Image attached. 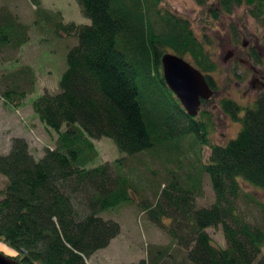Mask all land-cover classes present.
I'll list each match as a JSON object with an SVG mask.
<instances>
[{
	"label": "trees",
	"instance_id": "16d2710c",
	"mask_svg": "<svg viewBox=\"0 0 264 264\" xmlns=\"http://www.w3.org/2000/svg\"><path fill=\"white\" fill-rule=\"evenodd\" d=\"M31 1L39 6V0ZM76 1L91 23H59L57 32L75 36L77 45L67 53L58 92H44L32 103L39 121L57 134L55 147L36 159L25 139L13 138L9 153L0 155V175L7 180L0 191V244L16 256L4 255L18 264H88L119 235L120 225L98 214L132 202L133 184L120 165L112 170L108 163L95 164L93 140L107 138L129 157L161 152L175 164L191 153L193 160L187 161L199 162L197 174L185 182L176 177L182 168L176 167L154 207L140 205L158 226L167 228L164 220H171L169 235L186 249L192 264H264V227L252 225L239 206L242 184L264 193V91L250 108L230 99L220 102L240 130L225 145L209 146L205 159L208 126L198 117L205 113L189 116L163 75L164 55L188 56L214 89L216 63L189 22L162 13L161 0ZM239 7L264 27V0H217V9L210 11L217 18ZM26 30L4 15L0 45L22 46L28 41ZM24 97L16 89L4 93L11 105ZM189 137L192 143L185 150L182 142ZM204 175L216 201L197 209ZM251 199L264 215V202ZM220 227L225 248L207 232Z\"/></svg>",
	"mask_w": 264,
	"mask_h": 264
},
{
	"label": "rangeland",
	"instance_id": "374dc122",
	"mask_svg": "<svg viewBox=\"0 0 264 264\" xmlns=\"http://www.w3.org/2000/svg\"><path fill=\"white\" fill-rule=\"evenodd\" d=\"M39 1V6H35L31 0H0V19L4 15L11 16L15 24L27 28L28 36V41L19 47L13 43L0 45V155L9 153L13 138L25 139L36 159L42 157L46 149L55 147L57 134L39 121L32 111V103L44 92H58L67 53L77 45L75 36L57 32L59 23L78 26L91 23L76 0ZM158 8L162 13L187 20L194 36L217 66L211 73L214 94L199 109L200 114L205 113L204 117L198 115L208 126V144L203 151L206 159L210 154L209 146L225 145L240 130V123L225 116L220 102L230 99L250 108L264 91V27L249 16L245 7L235 8L231 16L214 17L210 9H217V0H207L206 6H199L194 0H161ZM228 54L231 55L226 60ZM183 59L193 63L188 56ZM25 68L32 74L25 75ZM12 89L25 94L18 105L9 104L4 98V93ZM191 143L192 138L185 139L183 149L187 150ZM93 144L97 152L96 165L108 163L113 170L117 164L121 173L129 176L133 201L98 214L105 221L117 222L121 230L106 248L90 256L87 263L192 264L187 259L186 249L169 235L171 220H164L167 228L158 226L149 220V213L140 205L154 207L159 193L173 181L174 169L182 167L175 175L185 182L190 174H197L201 168L199 162L187 161L193 160L191 153L187 160L180 157V163L175 164L161 152L129 157L120 154L113 141L107 138L93 140ZM6 183V178L0 175V191ZM241 186V211L252 225L264 227V215L251 199L264 202V193L248 184ZM201 188V195L195 198L196 208H210L216 196L206 175L202 177ZM207 232L217 246L227 247L221 227L210 228ZM10 255L16 256L14 252Z\"/></svg>",
	"mask_w": 264,
	"mask_h": 264
},
{
	"label": "water",
	"instance_id": "95a60500",
	"mask_svg": "<svg viewBox=\"0 0 264 264\" xmlns=\"http://www.w3.org/2000/svg\"><path fill=\"white\" fill-rule=\"evenodd\" d=\"M231 54L225 58L226 60ZM163 75L168 88L181 102L191 117L199 114L202 101L214 94L205 76L183 58L166 54L162 58ZM0 264H18L12 258L0 253Z\"/></svg>",
	"mask_w": 264,
	"mask_h": 264
},
{
	"label": "bare ground",
	"instance_id": "6f19581e",
	"mask_svg": "<svg viewBox=\"0 0 264 264\" xmlns=\"http://www.w3.org/2000/svg\"><path fill=\"white\" fill-rule=\"evenodd\" d=\"M0 252L3 254H11V250L7 247H5L4 245L0 244Z\"/></svg>",
	"mask_w": 264,
	"mask_h": 264
},
{
	"label": "flooded vegetation",
	"instance_id": "af4514ba",
	"mask_svg": "<svg viewBox=\"0 0 264 264\" xmlns=\"http://www.w3.org/2000/svg\"><path fill=\"white\" fill-rule=\"evenodd\" d=\"M214 93V92H213Z\"/></svg>",
	"mask_w": 264,
	"mask_h": 264
}]
</instances>
